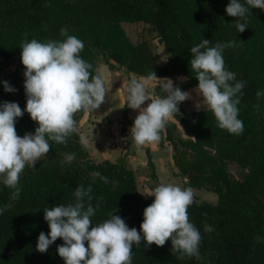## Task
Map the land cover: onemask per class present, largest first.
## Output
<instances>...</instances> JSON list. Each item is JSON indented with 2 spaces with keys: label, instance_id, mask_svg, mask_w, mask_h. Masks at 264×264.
<instances>
[{
  "label": "trees",
  "instance_id": "trees-1",
  "mask_svg": "<svg viewBox=\"0 0 264 264\" xmlns=\"http://www.w3.org/2000/svg\"><path fill=\"white\" fill-rule=\"evenodd\" d=\"M230 0H0V105L14 102L26 108L25 67L20 48L25 40L62 41L60 30L82 40V59L92 65L93 75L99 73L100 58L112 69L125 68L129 73L157 78L185 75L175 85L186 90L198 86L190 67L191 47L203 39L209 47L217 42L235 41V47L223 52L225 69L244 81L239 116L244 123L240 136L218 127L213 112L207 109L187 110L179 104V114L165 128L166 139L174 150L178 175L187 178L186 185L205 188L218 196L216 203H194L188 208L190 222L200 231L201 259H177L171 240L164 246L144 242L133 245L132 264H264V10L250 8L248 27L238 32V18L227 15ZM244 3L245 0H240ZM124 22H144L150 25L169 52V58L159 62L147 39L133 42ZM14 70L3 74L9 62ZM101 75V74H100ZM15 89L6 92L4 82ZM158 84L155 92L164 95ZM259 104L257 109L255 105ZM128 107H125L127 114ZM85 111L74 114L77 131L67 138V145L50 141L49 153L34 168L26 167L20 177L17 200L10 201L13 190L0 182V209L8 203L10 209L0 214V264H65L57 252L63 245L58 238L45 253L37 251L39 234L50 229L44 210L60 204L75 203L78 186L91 187V218L93 226L120 216L129 228L140 231L143 211L154 197L140 191L136 173L128 165L127 153L118 160L96 161L90 148L80 143L78 122ZM126 121V120H125ZM185 133L178 131V123ZM38 124L24 111L17 118V135L34 134ZM75 153L70 164H61L65 154ZM152 178L155 166L149 158ZM236 170L235 173L233 170ZM101 173L108 178L104 183ZM117 211L115 212V210ZM211 231L204 230L205 225ZM87 246V242L85 244Z\"/></svg>",
  "mask_w": 264,
  "mask_h": 264
},
{
  "label": "clouds",
  "instance_id": "clouds-1",
  "mask_svg": "<svg viewBox=\"0 0 264 264\" xmlns=\"http://www.w3.org/2000/svg\"><path fill=\"white\" fill-rule=\"evenodd\" d=\"M250 8L264 10V0H230L225 11L228 16L238 18L236 28L243 33L248 27L247 14ZM62 41L36 39L25 40L20 48L21 62L25 67L24 89L27 98L22 111L17 103L0 105V182L13 190L10 201L18 199L21 189L20 177L26 167L34 168L37 162L50 151V141L67 145V138L77 131L74 114L92 112L104 102L107 90L102 76L90 71L92 65L81 58L85 45L68 30L62 28ZM210 40L203 39L191 47L190 67L198 80V89L207 107L213 112L220 129L240 136L244 123L239 116L244 81H237L234 72L225 69L223 52L235 47V41L217 42L209 47ZM153 81H160L164 95L154 97L149 91ZM6 92L15 89L4 82ZM188 92L181 91L172 80L158 79L154 72L146 77H133L126 87V105L139 110L130 135L138 146H148L161 139L167 123L179 114V104L187 100ZM259 99L264 91H257ZM146 101V107H142ZM258 109L259 104L255 105ZM26 111L38 124L34 134L17 135L15 123ZM80 143L87 148L88 141L80 136ZM75 153L65 154L61 164H70ZM104 183L108 178L94 173ZM91 187L78 186L74 192L75 203L60 204L44 210L49 233L41 232L37 251L45 253L58 238L63 245L57 252L65 264H132L133 245L144 242L145 247L155 244L164 246L171 240L177 259L185 257L201 259L199 247L200 231L189 220L188 208L194 203V192L171 183H161L147 196L154 201L143 211L140 231L129 228L118 215L95 226L91 218L96 209L92 206ZM12 207L11 203L0 209V214ZM117 209L115 210V212ZM204 230L210 232L207 224ZM87 242V246H85Z\"/></svg>",
  "mask_w": 264,
  "mask_h": 264
},
{
  "label": "crops",
  "instance_id": "crops-1",
  "mask_svg": "<svg viewBox=\"0 0 264 264\" xmlns=\"http://www.w3.org/2000/svg\"><path fill=\"white\" fill-rule=\"evenodd\" d=\"M100 74L104 80L107 90L105 102L92 112H85L78 122V130L88 141L92 157L98 161L118 160L124 153L114 146L110 133V125L114 121L126 120L132 127L139 110L128 108L127 114L124 110L126 105V87L131 78L145 77L138 76L126 71L125 68L112 69L104 61L99 64ZM154 84V85H153ZM155 83H152L149 91L155 93ZM157 97L156 93L153 94ZM146 101L142 107H146ZM128 165L134 169L139 185V176L149 172V158L155 166L156 183L150 185L153 190L161 183H169L171 179L178 176L183 184L187 178L178 175V168L174 161V150L169 140L166 139L165 130L161 133V139L148 146H138L130 137L129 146L126 149Z\"/></svg>",
  "mask_w": 264,
  "mask_h": 264
},
{
  "label": "rangeland",
  "instance_id": "rangeland-1",
  "mask_svg": "<svg viewBox=\"0 0 264 264\" xmlns=\"http://www.w3.org/2000/svg\"><path fill=\"white\" fill-rule=\"evenodd\" d=\"M123 27L125 28L126 32L128 33V35L130 36V38L132 39L133 42L137 43V42H139L141 40H145V39L150 41L159 62L163 63L169 58V56H170L169 52L166 50L164 44L159 41V38L157 37V33L151 30V27L149 24L144 23V22H124ZM104 61H105L104 58L101 57L99 64L101 62H104ZM14 68H15V62H13V61L9 62L3 70V74L11 73L14 70ZM165 78L172 80L174 84L176 83L177 80H182V81L187 80V77L185 75L162 77V78H158V79L162 80ZM153 83H155V86H154V89H155V87L158 84H160L161 82L160 81H153ZM197 87L198 86L190 87V88H187L186 90H184V92H188L187 100L183 101V106L187 110H198V109H207L208 108L203 97H202V95L200 94L199 89ZM155 93H152V94L155 95ZM171 120L176 121L175 118H173ZM118 121H120V120H118ZM114 122H117V121H114ZM178 125H179L178 131L180 133H182L183 135H185V133L182 130V126L179 123H178ZM129 143H130V140H129ZM118 149H120V148H118ZM126 149L127 148L121 149V150L123 151V153H127L128 151ZM233 171L235 173H237V171L235 169ZM138 178H139V185L138 186H139L140 191L143 193V195L145 197H148V198L153 197V196H147L152 191L149 189L150 185L153 183H156V178H152V176H151L150 167H149L148 174L144 175V173H143ZM169 183L174 184V185H178L181 188H188L189 187L186 184L184 185L182 180L178 176L173 177ZM190 188L193 190L194 198L198 202L210 201V202L216 203L218 200L217 194H215L214 192H211L205 188H199V189L193 188V187H190Z\"/></svg>",
  "mask_w": 264,
  "mask_h": 264
},
{
  "label": "built area",
  "instance_id": "built-area-1",
  "mask_svg": "<svg viewBox=\"0 0 264 264\" xmlns=\"http://www.w3.org/2000/svg\"><path fill=\"white\" fill-rule=\"evenodd\" d=\"M130 129L131 126L125 120L113 122L110 125L112 141L116 147L120 149H125L128 147L131 137Z\"/></svg>",
  "mask_w": 264,
  "mask_h": 264
},
{
  "label": "water",
  "instance_id": "water-1",
  "mask_svg": "<svg viewBox=\"0 0 264 264\" xmlns=\"http://www.w3.org/2000/svg\"><path fill=\"white\" fill-rule=\"evenodd\" d=\"M159 41H160V42H163V39H162V38H160V39H159Z\"/></svg>",
  "mask_w": 264,
  "mask_h": 264
}]
</instances>
